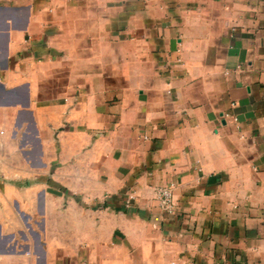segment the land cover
Segmentation results:
<instances>
[{"label": "crops", "instance_id": "obj_1", "mask_svg": "<svg viewBox=\"0 0 264 264\" xmlns=\"http://www.w3.org/2000/svg\"><path fill=\"white\" fill-rule=\"evenodd\" d=\"M0 264H264V0H0Z\"/></svg>", "mask_w": 264, "mask_h": 264}, {"label": "built area", "instance_id": "obj_2", "mask_svg": "<svg viewBox=\"0 0 264 264\" xmlns=\"http://www.w3.org/2000/svg\"><path fill=\"white\" fill-rule=\"evenodd\" d=\"M158 204L163 211H173V199L171 188L162 187L158 190Z\"/></svg>", "mask_w": 264, "mask_h": 264}]
</instances>
